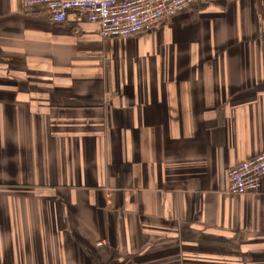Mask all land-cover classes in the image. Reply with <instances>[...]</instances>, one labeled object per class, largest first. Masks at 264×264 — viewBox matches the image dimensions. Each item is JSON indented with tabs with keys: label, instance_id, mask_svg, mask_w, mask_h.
<instances>
[{
	"label": "crops",
	"instance_id": "0c3cea01",
	"mask_svg": "<svg viewBox=\"0 0 264 264\" xmlns=\"http://www.w3.org/2000/svg\"><path fill=\"white\" fill-rule=\"evenodd\" d=\"M264 0L107 38L0 0V264H264Z\"/></svg>",
	"mask_w": 264,
	"mask_h": 264
},
{
	"label": "built area",
	"instance_id": "2783aa9c",
	"mask_svg": "<svg viewBox=\"0 0 264 264\" xmlns=\"http://www.w3.org/2000/svg\"><path fill=\"white\" fill-rule=\"evenodd\" d=\"M199 1L214 0H23L25 7L47 10L54 22L72 15L100 26L107 38H127L153 28ZM264 180V151L244 160L228 172L231 194L260 193Z\"/></svg>",
	"mask_w": 264,
	"mask_h": 264
}]
</instances>
